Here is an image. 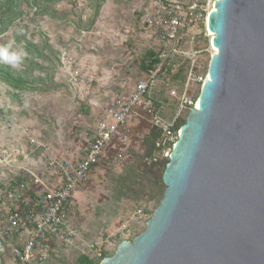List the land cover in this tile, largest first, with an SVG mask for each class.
<instances>
[{"label":"rangeland","instance_id":"1","mask_svg":"<svg viewBox=\"0 0 264 264\" xmlns=\"http://www.w3.org/2000/svg\"><path fill=\"white\" fill-rule=\"evenodd\" d=\"M213 1L206 0L205 9ZM147 3L0 0V29L6 4L17 14L0 33V69L26 82L23 89H12L0 81V183L41 175L52 158L79 156L109 99L128 93L143 77V53L166 46L140 24ZM208 33L209 46L198 54L197 71L212 54ZM196 79L185 77L181 90L174 85L175 91L181 94L187 84L186 95L192 98L202 85ZM167 85L160 78L153 95L171 99ZM132 118L129 144L107 150L87 183L72 193L74 242L54 244L43 264H76L80 256L99 264L121 241H131L144 230L155 200H135L128 179L150 125ZM3 264L13 262L8 257Z\"/></svg>","mask_w":264,"mask_h":264},{"label":"water","instance_id":"2","mask_svg":"<svg viewBox=\"0 0 264 264\" xmlns=\"http://www.w3.org/2000/svg\"><path fill=\"white\" fill-rule=\"evenodd\" d=\"M196 105L162 173V199L99 264H264V0H214Z\"/></svg>","mask_w":264,"mask_h":264},{"label":"built area","instance_id":"3","mask_svg":"<svg viewBox=\"0 0 264 264\" xmlns=\"http://www.w3.org/2000/svg\"><path fill=\"white\" fill-rule=\"evenodd\" d=\"M209 10L198 9L195 3L185 7L184 0H149L140 17L142 27L152 36L165 40L172 52L188 61L187 81L197 77V81L203 82L202 76L196 74L199 51L179 49L176 38L182 28L191 25L204 26L207 36L205 20ZM158 70L135 82L128 93L109 99L103 108V118L95 123L77 159L52 158L41 175L0 183V264L8 257L13 264H43L54 244L74 242L77 230L70 224L72 193L87 183L92 166L100 162L107 150L129 144L132 116L143 118L161 134L156 156L145 159L146 163L157 157L168 158L179 132V127L175 128L176 120L185 107H194L196 101L187 97V84L181 94L171 90L170 96L178 100V110L173 119H160L150 98Z\"/></svg>","mask_w":264,"mask_h":264},{"label":"trees","instance_id":"4","mask_svg":"<svg viewBox=\"0 0 264 264\" xmlns=\"http://www.w3.org/2000/svg\"><path fill=\"white\" fill-rule=\"evenodd\" d=\"M38 1L57 2L62 0H34L35 3ZM103 1L104 0H97L98 4ZM205 2L206 0H184V6L186 7L191 3H195L197 8L200 9L205 6ZM148 3L143 10H141V14H143L144 9L148 6ZM4 11L7 13L4 17L6 21L4 24L2 22L3 27L0 29V33L6 31L9 23H11L17 15L10 11V5L7 4ZM160 40L166 44L165 48L157 51L153 49L145 51L140 58L139 69L143 76L141 80L154 72L156 69H159L154 76V85L150 90V98L155 104V112L157 116L160 119L169 121L176 115L179 107L178 100L174 97L167 100L162 96V93L159 94V96H156V94L153 95V91L155 90L157 81L162 77H164L167 81L168 89L176 90L179 87V90H181L188 70V61L181 55L172 52L170 45L165 40ZM176 40L177 47L179 49L191 48L199 51L200 56L201 53L209 46V39L205 35L204 26L202 25H191L190 27L182 28L179 31ZM207 67L208 64L205 62V64L202 67L200 66L198 69L202 78H204L207 73ZM0 81L4 82L12 89H23L26 86V82L24 80L20 77L14 76L9 70H3L2 68L0 69ZM174 85H177V88ZM170 90L168 92H170ZM199 91L200 90L197 89L196 94L194 96L192 95L193 100H197ZM188 111L189 109L187 107L182 110L176 120L175 128L180 127L185 122ZM160 138V131L153 126H150L148 131L142 136L141 151L140 153L135 154V162L133 167L130 169L128 179V181L132 183L133 191L136 192L133 194L135 200H142L146 203L155 200L154 208L157 207L164 193L165 186L162 183V173L166 163L168 162V158L157 157L155 161H151L150 163H146L145 159H152L156 156L158 152L156 143L160 140ZM98 164L93 165L91 170H93V168ZM150 212V214L153 213V211ZM76 264H95V262L85 256H80L77 259Z\"/></svg>","mask_w":264,"mask_h":264},{"label":"bare ground","instance_id":"5","mask_svg":"<svg viewBox=\"0 0 264 264\" xmlns=\"http://www.w3.org/2000/svg\"><path fill=\"white\" fill-rule=\"evenodd\" d=\"M213 9H214V8H213V5H212V6L210 7L209 13H210L211 11H213ZM209 13H208V14H209ZM208 31H209V30H208ZM208 31H207V32H208ZM208 35L210 36V39H211L212 36H213V33L209 31ZM211 47H212V48H211L212 53H214V51H216V48L213 47L212 45H211Z\"/></svg>","mask_w":264,"mask_h":264},{"label":"crops","instance_id":"6","mask_svg":"<svg viewBox=\"0 0 264 264\" xmlns=\"http://www.w3.org/2000/svg\"><path fill=\"white\" fill-rule=\"evenodd\" d=\"M134 117V116H133ZM136 117V116H135ZM140 118V117H139ZM132 117L130 118V125H131V127L133 128V126H132ZM138 120H143L142 118L141 119H138ZM132 132H133V129H132ZM78 158V157H77ZM77 158H72V159H77Z\"/></svg>","mask_w":264,"mask_h":264}]
</instances>
